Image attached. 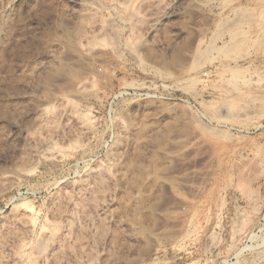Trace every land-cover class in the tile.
<instances>
[{"label":"rangeland","instance_id":"obj_1","mask_svg":"<svg viewBox=\"0 0 264 264\" xmlns=\"http://www.w3.org/2000/svg\"><path fill=\"white\" fill-rule=\"evenodd\" d=\"M0 264H264V0H0Z\"/></svg>","mask_w":264,"mask_h":264}]
</instances>
